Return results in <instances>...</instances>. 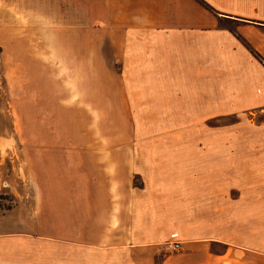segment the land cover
Listing matches in <instances>:
<instances>
[{"label":"crops","instance_id":"1","mask_svg":"<svg viewBox=\"0 0 264 264\" xmlns=\"http://www.w3.org/2000/svg\"><path fill=\"white\" fill-rule=\"evenodd\" d=\"M71 2L76 28L103 22L121 46L122 108L138 109L158 140L185 139V148L119 150L131 158L124 166L114 150L83 148L81 135L73 148L37 149L26 165L43 179L0 209V246L40 242L45 264H66L67 247L91 254L93 264H264V124L237 120L233 134L212 126L264 108V0H209L218 11L196 0ZM6 8L19 30L50 28L56 10L51 0H0L5 31ZM220 18L236 21V32ZM57 26L67 27L64 19ZM28 102L46 106L44 95ZM172 157L185 164L164 163ZM167 241L181 251L163 255ZM4 251L0 264H12Z\"/></svg>","mask_w":264,"mask_h":264},{"label":"rangeland","instance_id":"2","mask_svg":"<svg viewBox=\"0 0 264 264\" xmlns=\"http://www.w3.org/2000/svg\"><path fill=\"white\" fill-rule=\"evenodd\" d=\"M196 1L204 3L211 11L219 10L210 5L209 0ZM51 2L56 10L51 14L50 28L13 29L15 15L6 8L9 11L3 16L8 19L9 29L0 30V193L10 196L15 206L18 197L32 192L33 180L37 183L43 179L41 169L33 165L27 169L26 162L31 160L32 164L33 152L58 148L64 143L73 148L75 136H82L83 148L93 145L97 149L114 150V160L122 166L131 158L122 156L119 150L147 148L163 152L185 148V139L158 140L156 134H152L156 127L143 123L146 119L139 118L138 109L122 108L121 46L110 42L111 34L104 23L76 28L74 3H69L70 0ZM60 7L72 8V11L62 13ZM62 19L67 25L65 28L57 26ZM220 19L222 27L236 32V21ZM43 95L44 110L28 107V101L37 103ZM237 120L252 127L264 124V108L238 117L229 116L212 126L227 125V133L233 134ZM62 136L68 140H58L64 138ZM42 159L39 157L38 161ZM166 161L164 163L185 164L184 157ZM120 173H124L123 169ZM133 181L139 184L137 178ZM38 188L39 185L36 190ZM43 247L40 242L27 239L0 246L2 251L5 248L3 258L12 264H20L18 260H23L24 264H45L43 260L48 255L41 251ZM50 248L51 252L58 253V248ZM66 251V264H93L91 254L70 247ZM162 254L176 255L164 249ZM106 261L123 264L122 261L116 263L114 257L107 258L103 264H107Z\"/></svg>","mask_w":264,"mask_h":264},{"label":"trees","instance_id":"3","mask_svg":"<svg viewBox=\"0 0 264 264\" xmlns=\"http://www.w3.org/2000/svg\"><path fill=\"white\" fill-rule=\"evenodd\" d=\"M198 3L200 5H202L205 9L211 11V9L208 8L204 3H202V2H198ZM226 29L233 33V30L231 28L226 27ZM245 45H246V47H249L247 44H245ZM250 51L252 52V54L255 57H257L263 63V61L261 60V58L256 53H254L252 50H250ZM14 206H15L14 200L12 198H10V196L3 195V194L0 193V209L2 211H9L12 208H14Z\"/></svg>","mask_w":264,"mask_h":264},{"label":"built area","instance_id":"4","mask_svg":"<svg viewBox=\"0 0 264 264\" xmlns=\"http://www.w3.org/2000/svg\"><path fill=\"white\" fill-rule=\"evenodd\" d=\"M163 249L171 254H177L181 251V244L177 241H167L163 244Z\"/></svg>","mask_w":264,"mask_h":264}]
</instances>
